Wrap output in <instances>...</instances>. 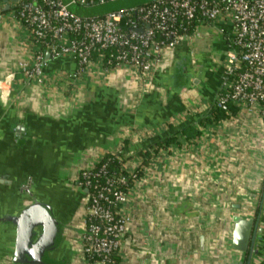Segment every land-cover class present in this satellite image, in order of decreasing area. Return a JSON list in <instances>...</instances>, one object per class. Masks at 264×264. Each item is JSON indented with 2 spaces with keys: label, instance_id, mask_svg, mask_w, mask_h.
<instances>
[{
  "label": "crops",
  "instance_id": "0c3cea01",
  "mask_svg": "<svg viewBox=\"0 0 264 264\" xmlns=\"http://www.w3.org/2000/svg\"><path fill=\"white\" fill-rule=\"evenodd\" d=\"M69 10L97 13L143 0H64ZM18 0H0V264L15 260L18 215L32 198L63 223L50 263L85 264L81 252L82 171L120 152L126 170L143 169L127 190L129 221L117 257L122 264H245L232 247L233 217H258L250 264H264V116L259 110L205 127L191 142L149 146L211 110L221 90L222 34L204 26L166 46L148 76L131 65L80 71L63 55L42 54L40 79L18 71L37 48L15 16ZM149 149V150H148ZM143 151H149L142 165ZM251 232V231H250ZM251 234L249 235V237ZM248 248V247H247Z\"/></svg>",
  "mask_w": 264,
  "mask_h": 264
},
{
  "label": "built area",
  "instance_id": "2783aa9c",
  "mask_svg": "<svg viewBox=\"0 0 264 264\" xmlns=\"http://www.w3.org/2000/svg\"><path fill=\"white\" fill-rule=\"evenodd\" d=\"M18 2L21 8L17 14L23 18V22L19 20V23L29 36L34 39L50 37L47 52L74 59L82 72L99 64V60L89 59L88 52L92 47L97 45L106 48L119 44L127 46L131 53L129 57L126 53L117 57L121 65L136 67L148 76L166 46L190 40L200 27L207 26L222 34L226 31L223 26H227L226 47L218 64L222 72L223 93L218 95L214 106L227 111V102H233L240 110H259L264 116V0H164L152 4L150 8L139 7L137 11L144 12V17L150 13L157 15L161 19V29H166L165 22L173 18L170 8L179 9L180 14L187 19L198 17V25L192 33L179 34L168 30L166 35L171 38V42L167 44L154 41L150 28L141 30L134 24L125 35L118 26L123 11L111 12L102 18L83 19L71 13L63 0H50L48 5L53 9L49 11L34 2ZM159 6H163L161 10ZM52 18L60 20L61 25L52 26ZM70 31H82L81 39L71 38ZM128 38L135 41H129ZM45 65L42 55L35 54L33 61H22L18 71L26 79L38 81ZM112 154L121 155L120 152ZM122 165L126 168L125 161ZM93 169L82 171L78 177L87 178L92 175ZM128 172L127 177H106L102 166L95 175L106 178L105 186L95 191L83 190L81 252L85 264H122L111 255L118 253L129 221L123 210L129 187L125 191L119 188L121 185L126 186L128 178L134 182L137 180L135 170ZM78 177L76 186L82 189L77 184Z\"/></svg>",
  "mask_w": 264,
  "mask_h": 264
},
{
  "label": "trees",
  "instance_id": "16d2710c",
  "mask_svg": "<svg viewBox=\"0 0 264 264\" xmlns=\"http://www.w3.org/2000/svg\"><path fill=\"white\" fill-rule=\"evenodd\" d=\"M50 0H22V3L26 2H34L38 4L42 9L49 11L53 9L52 6L48 5V2ZM64 1V0H63ZM146 2L139 3L135 5L134 7H127L123 9H119L118 3L115 2H106L102 5L97 13L92 12L91 9L88 12V14H85L84 11L80 12L82 14H79V11L76 9L69 10L71 13L76 14L80 16L83 19H89V18H102L108 13L116 12V11H123L124 15L122 19L119 21L118 26L121 28V31L127 35L131 31V25L134 24L137 26V28L141 30H145L147 28H150L153 31V40L157 42H164L165 44L171 42V38L166 35L168 30H174L177 33H192L195 31L197 25H198V17L193 19H187L184 17V15L180 14L179 9H173L170 8V12L172 13L173 18L165 22L166 29L160 28V21L161 19L155 15L154 13H150L148 16L144 12H138L137 9L139 7H148L150 8L152 4H156L159 1L164 0H143ZM163 6H159L160 10ZM21 8L20 2L17 3L15 7V16L18 20H21L23 22V18H21L17 12ZM133 9V10H130ZM50 24L52 26H58L61 25V21L55 18H52L50 20ZM82 31H70L69 35L71 38H74L76 40H80L82 37ZM49 39L50 37H47L46 39H34L31 38V42L36 46L37 51L36 54H43L47 52V45L50 43ZM129 41L134 42L135 40H132L128 38ZM89 59L92 61H98L99 63L107 69L114 68L118 65H121L120 60H118V56H120L123 53H126L128 57L130 56V51L128 50V47L125 45H119L114 44L106 48L99 47L95 45L89 50ZM223 91L220 90L219 94H222ZM227 111L215 107L214 104L211 107V110L207 113H197L194 115V122L186 124L178 129H173L172 133L163 139L159 140L158 142H155L149 146V149L157 150L158 148H163L164 146L167 147L168 145H179L181 139L185 141H192L195 138H198L202 134V130L205 127L215 126L220 121L225 120L231 116L236 115L240 111V107L233 103V102H227ZM148 149V150H149ZM142 156L144 157L142 161V165L147 164V160H145V157L149 156V151H143ZM123 158V159H122ZM125 161L124 156L121 154L120 157H118L115 154L112 153H105L98 161V163L94 166L93 171H91L92 175H89L87 178L78 177L77 184L80 185L82 190L87 189L88 191H95L103 186H105V179L100 178L99 176H96L95 174L98 173L100 168L104 166V170L106 172V177L111 178H117L120 175L128 176L129 172L123 167V162ZM143 173V169L138 168L135 170L136 179H138ZM133 179L128 178V182L125 185L119 186L123 191H125L128 187H131L133 183ZM111 257L116 260H118L117 254L113 253ZM97 257H94V259Z\"/></svg>",
  "mask_w": 264,
  "mask_h": 264
},
{
  "label": "water",
  "instance_id": "95a60500",
  "mask_svg": "<svg viewBox=\"0 0 264 264\" xmlns=\"http://www.w3.org/2000/svg\"><path fill=\"white\" fill-rule=\"evenodd\" d=\"M7 219L16 229L15 260L29 264L50 263V254L58 247L64 227L54 215L52 207L44 202L33 201L17 216ZM233 222L232 247L247 251L245 264H250L258 217L254 220L236 215Z\"/></svg>",
  "mask_w": 264,
  "mask_h": 264
},
{
  "label": "flooded vegetation",
  "instance_id": "af4514ba",
  "mask_svg": "<svg viewBox=\"0 0 264 264\" xmlns=\"http://www.w3.org/2000/svg\"><path fill=\"white\" fill-rule=\"evenodd\" d=\"M33 201H38V200L35 199V198H32L31 201H30V203L33 202ZM40 202H41V201H40ZM30 203H29V204H30ZM46 204H47V203H46ZM27 205H28V204H27ZM14 216H17V215H13V216L11 215V216H9V217H14ZM2 220H3L4 222L11 223V224L13 225V223H12L10 220H8L7 218H4V219H2Z\"/></svg>",
  "mask_w": 264,
  "mask_h": 264
},
{
  "label": "rangeland",
  "instance_id": "374dc122",
  "mask_svg": "<svg viewBox=\"0 0 264 264\" xmlns=\"http://www.w3.org/2000/svg\"><path fill=\"white\" fill-rule=\"evenodd\" d=\"M221 53L223 54V51L220 50V51H218V52L216 53V55L220 56ZM222 54H221V55H222ZM79 189H80V188H79Z\"/></svg>",
  "mask_w": 264,
  "mask_h": 264
}]
</instances>
